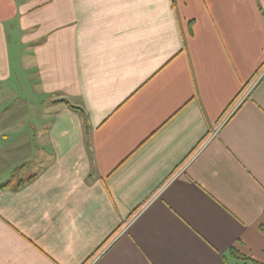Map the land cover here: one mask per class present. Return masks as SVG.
Masks as SVG:
<instances>
[{"label": "crops", "instance_id": "obj_1", "mask_svg": "<svg viewBox=\"0 0 264 264\" xmlns=\"http://www.w3.org/2000/svg\"><path fill=\"white\" fill-rule=\"evenodd\" d=\"M17 45L0 264H264V0H0V101Z\"/></svg>", "mask_w": 264, "mask_h": 264}, {"label": "rangeland", "instance_id": "obj_2", "mask_svg": "<svg viewBox=\"0 0 264 264\" xmlns=\"http://www.w3.org/2000/svg\"><path fill=\"white\" fill-rule=\"evenodd\" d=\"M9 39H12L9 37ZM16 40H18V38H15ZM23 51L18 45L17 46H12L11 47V51H10V59H11V70H10V76L9 78H7L4 84V88L6 90H9V94L7 96V100L5 99V101H0V109L5 108L6 106H8L9 104H14L15 101V105H19V99L15 98V96H17L19 94V92L21 93V91H25V88L27 86V83H32L34 81H36V77L34 76V78H32V75L30 73L29 68H24L20 61H21V56L23 55ZM29 60H31V63H34L35 65V59L32 58L31 56H29ZM31 70V69H30ZM3 87V85H2ZM33 98V97H32ZM28 104L30 105L31 103L28 102ZM29 126H33L35 125L38 126V128L41 125H44L45 123L41 124L40 120L38 117H29V121H28ZM40 169V163L39 160L37 162H35L34 164L29 165L27 168H25L19 175L11 178L13 181L17 182L21 179H27L28 177H30L31 175L37 173ZM10 179H7L5 181H8ZM229 261L232 264H235V262H233V260L231 258H229ZM243 262H245L244 260H241ZM239 264H242L241 262H239ZM248 264H258L255 263L253 261H251L250 263L248 262Z\"/></svg>", "mask_w": 264, "mask_h": 264}, {"label": "trees", "instance_id": "obj_3", "mask_svg": "<svg viewBox=\"0 0 264 264\" xmlns=\"http://www.w3.org/2000/svg\"><path fill=\"white\" fill-rule=\"evenodd\" d=\"M58 102H65L66 104L70 105V107L74 108V109H77V110H80V111H83V109L77 107V106H74L73 104H71L69 101H67L66 99H58V100H55V103H58ZM25 166L24 164L21 165L20 167H23ZM17 169V168H16ZM15 169V170H16ZM14 170V171H15ZM33 178V177H32ZM24 184V181L20 182L19 185H23ZM237 251L236 250H233V252L231 253L232 255H236ZM236 258H239V259H244V258H240L239 256L236 255ZM251 261L255 262V263H259L257 261H255L254 259H251ZM259 264H262V263H259Z\"/></svg>", "mask_w": 264, "mask_h": 264}]
</instances>
